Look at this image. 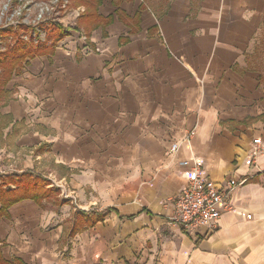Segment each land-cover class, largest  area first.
I'll use <instances>...</instances> for the list:
<instances>
[{
    "label": "crops",
    "instance_id": "0c3cea01",
    "mask_svg": "<svg viewBox=\"0 0 264 264\" xmlns=\"http://www.w3.org/2000/svg\"><path fill=\"white\" fill-rule=\"evenodd\" d=\"M151 4L101 0L84 27L69 12L67 35L7 82L0 185L30 173L61 201L8 206L2 258L264 264V148L249 158L253 139L264 141V89L248 61L264 0ZM173 141L180 146L168 154ZM194 165L236 183L212 230L171 220Z\"/></svg>",
    "mask_w": 264,
    "mask_h": 264
},
{
    "label": "rangeland",
    "instance_id": "374dc122",
    "mask_svg": "<svg viewBox=\"0 0 264 264\" xmlns=\"http://www.w3.org/2000/svg\"><path fill=\"white\" fill-rule=\"evenodd\" d=\"M149 2H152L153 7H158V5L162 6L165 0H149ZM62 3H66V0H0V58L3 57L5 60L13 54H20L35 47L47 49V46H51L53 50L57 41L62 40L68 33L69 12L78 19L77 26L84 27L94 20L89 15L99 2L98 0H67L66 7H62ZM64 23L67 25L65 26ZM248 61L251 68L260 72L261 86L264 89V29L256 36L255 47L249 54ZM5 97L9 99L12 95L7 92ZM3 99L4 97L0 98V107ZM1 159L0 165L3 164ZM15 187L7 185L2 188ZM22 192L24 190H17L15 194L19 195ZM49 195V200L59 202L60 197L57 196L56 191L51 190Z\"/></svg>",
    "mask_w": 264,
    "mask_h": 264
},
{
    "label": "built area",
    "instance_id": "2783aa9c",
    "mask_svg": "<svg viewBox=\"0 0 264 264\" xmlns=\"http://www.w3.org/2000/svg\"><path fill=\"white\" fill-rule=\"evenodd\" d=\"M66 4H68L67 0L62 7H66ZM64 44V41H61L58 47ZM189 139L190 134L183 138L184 141H189ZM179 146L178 141H173L169 144L167 153L176 152ZM263 148L264 141L260 137L254 138L249 149L251 162H255ZM178 163L187 165L189 160H181ZM235 187L236 183L230 178L219 181L208 179L194 165L191 174L186 178V184L180 196L174 201V213L171 220L190 231H197L200 228L215 229L221 214L231 209L229 195Z\"/></svg>",
    "mask_w": 264,
    "mask_h": 264
},
{
    "label": "trees",
    "instance_id": "16d2710c",
    "mask_svg": "<svg viewBox=\"0 0 264 264\" xmlns=\"http://www.w3.org/2000/svg\"><path fill=\"white\" fill-rule=\"evenodd\" d=\"M100 1L101 0H98V2ZM51 51V46H47V49L35 47L34 49L22 51L20 54H13L12 57H8V59L5 60H3V57L0 58L2 75V79L0 80V98L4 97L1 105H3L8 100V98L6 99L5 97V94L7 93V90L5 89L7 82L11 78L13 72L16 73L17 70L23 66L25 59ZM260 82H262L261 79ZM9 182L15 184L16 187L9 190L3 189L2 186L8 184ZM42 183V181L40 182L37 177H33L30 173H25L19 176H10L7 182H4L2 185H0V217L6 213L8 206L19 199L32 198L40 202L43 197H48L50 191L45 189ZM17 190H24V192L16 195L15 192ZM0 264L14 263L2 258L0 255Z\"/></svg>",
    "mask_w": 264,
    "mask_h": 264
}]
</instances>
